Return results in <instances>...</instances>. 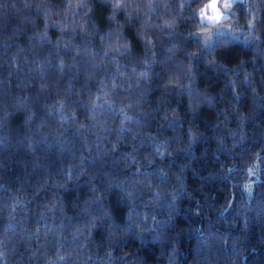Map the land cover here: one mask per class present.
Instances as JSON below:
<instances>
[{"label":"trees","instance_id":"trees-1","mask_svg":"<svg viewBox=\"0 0 264 264\" xmlns=\"http://www.w3.org/2000/svg\"><path fill=\"white\" fill-rule=\"evenodd\" d=\"M209 1L0 0V264H264V0Z\"/></svg>","mask_w":264,"mask_h":264},{"label":"rangeland","instance_id":"rangeland-1","mask_svg":"<svg viewBox=\"0 0 264 264\" xmlns=\"http://www.w3.org/2000/svg\"><path fill=\"white\" fill-rule=\"evenodd\" d=\"M238 0H212L208 3L207 7L210 8V13L203 17L209 23H217L220 24L222 20L226 19L229 16V9L231 5ZM227 5V6H226ZM205 7V10L206 8ZM232 34V31L229 30L227 27L220 26L217 27L213 32L207 33L206 35H202L206 45L211 44L214 37L220 34ZM249 180L244 184V190L246 193V197L249 199L253 192L256 184L259 182V165L257 162H254L253 165L249 168Z\"/></svg>","mask_w":264,"mask_h":264},{"label":"crops","instance_id":"crops-1","mask_svg":"<svg viewBox=\"0 0 264 264\" xmlns=\"http://www.w3.org/2000/svg\"><path fill=\"white\" fill-rule=\"evenodd\" d=\"M212 0H210L209 2H211ZM208 2V3H209ZM208 3L205 5V7H207V5H208ZM209 6V5H208ZM205 7H204V9H203V12H202V14H201V18H202V20L203 21H205V22H208V21H206L205 19H204V17H203V14L205 13V16H207L209 13H210V8H206V10H205ZM225 20V19H224ZM224 20H222V21H224ZM221 21V22H222ZM209 23V22H208ZM218 22H216V23H210V24H217Z\"/></svg>","mask_w":264,"mask_h":264},{"label":"snow or ice","instance_id":"snow-or-ice-1","mask_svg":"<svg viewBox=\"0 0 264 264\" xmlns=\"http://www.w3.org/2000/svg\"><path fill=\"white\" fill-rule=\"evenodd\" d=\"M227 6V5H226Z\"/></svg>","mask_w":264,"mask_h":264}]
</instances>
